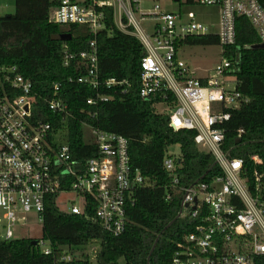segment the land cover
<instances>
[{
  "label": "built area",
  "instance_id": "obj_1",
  "mask_svg": "<svg viewBox=\"0 0 264 264\" xmlns=\"http://www.w3.org/2000/svg\"><path fill=\"white\" fill-rule=\"evenodd\" d=\"M53 1L48 13L51 22L85 25L94 36L106 28V10L111 8L114 27L134 36L142 46L137 96L154 101L153 106L164 105L168 111L162 114L168 116V126L173 131H195L193 144L213 157L215 173L187 185L180 184L179 155L167 152L162 160L168 177L165 186L179 193L178 218L185 229L175 241L168 264H255V258L264 255V160L254 154L246 163L229 155L224 148L223 124L229 120L230 110L247 102L236 89L239 57L229 50L236 41L235 19L245 17L260 43L264 42V0L189 2L218 9L216 33L209 32L192 13L185 17L181 11H165L158 4L143 10L141 0ZM144 20L156 22L152 33L141 27ZM209 34L217 36L221 62L212 74L193 77L179 50L188 46L187 38ZM97 58L95 38L85 51L71 53L66 46L62 50V65L80 61L82 74L76 81L97 90L95 98L86 100L90 105L110 98L99 94L100 87L126 94L132 86L129 79L100 80ZM0 75L18 91L0 101V241L18 239L14 227L25 224V213L34 212L42 224L48 203L57 206L59 197L69 194L75 196L68 200L69 213L81 214L91 201L101 228L113 236L121 234L134 191L150 185L131 165L128 140L83 122L95 154L75 158L64 139L66 129L57 134L48 122L33 119L37 93L30 81L15 66L0 65ZM230 83L232 89L227 87ZM43 101L49 110L61 114L63 122L72 116L58 96V85ZM236 133L241 136L244 130L239 128ZM35 241L44 255H54L61 263L85 256L90 259L84 251L87 246L80 252L65 247L56 255L46 240Z\"/></svg>",
  "mask_w": 264,
  "mask_h": 264
},
{
  "label": "trees",
  "instance_id": "obj_2",
  "mask_svg": "<svg viewBox=\"0 0 264 264\" xmlns=\"http://www.w3.org/2000/svg\"><path fill=\"white\" fill-rule=\"evenodd\" d=\"M13 2L14 12L0 15V65L15 66L30 81L37 93L33 119L48 122L57 134L66 129L64 139L75 158L95 154L83 122L124 136L132 167L138 168L150 184L134 191V203L126 207V225L121 234L113 236L101 228L94 218L91 201L81 214L60 211L49 202L43 213L42 238L50 243L56 255L62 248L80 250L98 239L94 264H168L175 241L185 229L178 218L180 196L165 186L168 177L162 160L170 146H178L180 184L187 185L207 180L215 173L213 157L193 144L195 131H173L168 126V116L155 112L154 101L137 96L142 46L134 36L114 27L111 8L106 10V28L94 36L85 25L51 22L48 13L55 4L53 0ZM235 27V46L229 50L239 57L236 89L247 102L230 110V118L223 124L224 148L229 155L247 163L254 154H260L264 160V47H253L260 39L245 17L237 16ZM61 34L69 39L52 38ZM94 38L99 79H129L132 86L126 94L100 87L99 94L110 98L90 105L86 100L95 98L97 90L76 81L82 74L80 61L63 66L62 50L66 46L71 53L85 51ZM185 42L191 46L218 45L213 34L189 37ZM55 85L72 115L64 122L61 114L49 110L43 101L52 94ZM16 94L17 89L0 75V101ZM239 128L244 130L241 136L236 133ZM32 241L28 238L0 241V264H92L88 256L61 263L54 255H44ZM255 264H264V255L257 256Z\"/></svg>",
  "mask_w": 264,
  "mask_h": 264
},
{
  "label": "rangeland",
  "instance_id": "obj_3",
  "mask_svg": "<svg viewBox=\"0 0 264 264\" xmlns=\"http://www.w3.org/2000/svg\"><path fill=\"white\" fill-rule=\"evenodd\" d=\"M155 4H158L165 11H181L182 15L187 17L192 13L195 15V20L208 26V30L211 33H216L218 30V9L214 6L199 5L197 3L191 4L186 0H141V8L143 10H151ZM180 8V9H179ZM15 6L13 0H0V15L11 14L14 12ZM153 20H144L141 22V27L148 33H152L155 25ZM179 56L183 59L193 77H205L212 74L213 69L217 64L221 62V50L219 45H188L183 46L179 50ZM231 82V81H230ZM228 89H232L233 85L227 84ZM154 110L157 113H166L168 109L162 104H156ZM88 134V132H86ZM89 137V136H88ZM169 155L177 156L179 153L178 146L172 145L168 149ZM75 196L69 194L68 196H60L57 200V206L61 211H67L69 208V202L74 199ZM25 224L17 225L14 227L15 238H28L33 240H39L41 235V222L38 220L37 215L34 212H28L24 214ZM179 219H182L181 217ZM3 235V230L0 227V237ZM99 249V244L92 241L84 249L87 255L90 256V262L94 264L95 257L93 254ZM80 252V250H77ZM93 256V257H92Z\"/></svg>",
  "mask_w": 264,
  "mask_h": 264
},
{
  "label": "water",
  "instance_id": "obj_4",
  "mask_svg": "<svg viewBox=\"0 0 264 264\" xmlns=\"http://www.w3.org/2000/svg\"><path fill=\"white\" fill-rule=\"evenodd\" d=\"M52 38L57 39V40H68L69 39V36L66 35V34H61V35L53 36ZM253 47H264V42L259 43L258 45H254ZM32 244L33 245H36V241L33 240L32 241ZM153 247H154V245L152 246V249H153Z\"/></svg>",
  "mask_w": 264,
  "mask_h": 264
}]
</instances>
